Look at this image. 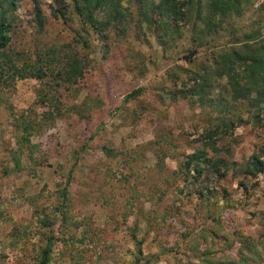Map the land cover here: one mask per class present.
Listing matches in <instances>:
<instances>
[{"label": "rangeland", "instance_id": "rangeland-1", "mask_svg": "<svg viewBox=\"0 0 264 264\" xmlns=\"http://www.w3.org/2000/svg\"><path fill=\"white\" fill-rule=\"evenodd\" d=\"M62 1L71 5L70 0ZM35 2L44 19L41 31L35 25ZM121 5L132 13L131 20L127 18L124 26L110 28L102 38L91 30L83 33L70 7L66 16L57 12L60 0H18L7 47L18 67L23 60L33 61L41 56L55 69L61 52H68L69 48L82 51L87 67L85 75L72 87L48 86L50 79L39 83L34 79L15 78L8 85L0 83V210L11 221L0 223V248L13 226L20 228L35 212L45 215L59 204L56 192L63 187L70 167L73 171L71 197L67 201L69 216L86 219L90 228L103 232L104 238L108 237L107 232L111 235L109 217L117 221L125 237L129 233L126 226L135 225L141 230L149 253L155 254L161 247L171 251L160 256L167 264L195 263L196 256L184 248L194 235L193 225H214L204 221L205 210L194 192L199 188L212 197L208 203L210 216L218 220L219 234L227 241H235L240 235L259 242L260 222L264 219V173L247 178L239 174L238 168L250 155L263 149L264 124L249 120L234 127L231 135L221 137L216 145L219 150L216 157L236 164L221 180L216 181L205 171L194 185L184 182L179 177L178 164L200 149L199 140L204 131L216 126L218 113L211 105L217 96L228 98L225 81L217 78L209 94L201 98L184 95L192 86L185 78L187 74L179 76L173 85L165 70L172 65H186L182 57L188 55L185 51L190 47L189 30L175 41V46L161 45L155 34L137 23L133 3L122 0ZM76 34L87 41L85 49L81 43L71 42ZM223 37L217 44L227 39ZM48 50L58 56L46 59ZM194 56L193 64L197 66L210 59V52L200 48ZM136 89L141 90L138 97L122 101ZM42 91L56 97L57 103L37 104ZM244 105L236 109L242 120L249 117ZM19 115L26 120L35 119L39 124L30 141L39 149L35 158L44 159L45 165L37 167L34 173L29 170L25 155L21 159L23 170L16 174L10 172L13 166L7 149L15 147L12 119ZM43 115L50 116L51 121L42 119ZM103 147L111 149L116 156L103 154ZM261 159L264 163V158ZM5 166L9 172L4 175ZM130 172L137 173V181L129 176ZM240 180L245 182L247 194L238 184ZM160 192L164 195L158 202L156 197ZM147 216L153 217L148 226ZM52 231L60 245L67 230L58 218ZM220 242L216 241V245L221 246ZM203 247L200 244L198 251ZM237 247L234 242L231 248L218 250L217 255H223L226 260L235 259ZM257 249L261 251L259 246ZM64 253L56 264H72L68 252ZM15 255L9 252V261ZM19 256L21 264L30 262L25 249ZM256 264H264V251L260 252Z\"/></svg>", "mask_w": 264, "mask_h": 264}, {"label": "trees", "instance_id": "trees-1", "mask_svg": "<svg viewBox=\"0 0 264 264\" xmlns=\"http://www.w3.org/2000/svg\"><path fill=\"white\" fill-rule=\"evenodd\" d=\"M121 1L70 0L71 5H69L60 0L61 6L57 12L66 16L67 8L70 7L71 13L79 19L83 33L91 30L105 38L110 28L116 25L124 26L127 22L125 19L132 18V13L128 8H123ZM127 1H131L136 7L137 23L143 24L147 30L155 34V39L161 45L175 46V41L183 37L185 30H189L190 47L185 51L188 55L182 57L186 65H172L165 70L166 77L173 85H176L179 76L187 74L185 78L192 82V86L184 91V95L190 97L198 95L201 98L209 94L217 78L224 79V91L228 98L217 96L212 100L211 105L218 113L216 126L204 131L199 140L202 147L187 155L177 167L180 171L179 177L191 186L205 171L213 175L216 181L221 180L230 167H236L235 163H228L216 157L219 153L216 145L221 137L231 135L234 127L248 123L249 120L257 125L264 124V0ZM16 8H18V0H0V83L8 85L16 78L34 79L39 83H45L46 79H50L48 86L51 84L56 87L58 84L64 87L77 84L85 75L87 67V61L81 50L69 48L68 52L62 51V55L59 54L62 57H59L55 69L50 67V62L43 61L41 56H37L33 61L23 60L20 67L15 64L7 47L11 39L12 26L15 24ZM33 9L36 29L41 31L44 19L36 2ZM247 13L249 16L246 15ZM245 20H247L246 24H244ZM223 36L227 39L217 44ZM71 42L81 43L83 49L87 47V41L80 34H76V38H71ZM200 48L210 52V59L196 66L193 64V59ZM46 55L48 59L54 58L57 54L48 50ZM208 60H211L210 64H206ZM45 91L37 97L36 103L41 105L57 103V98L53 95L47 96ZM140 93V89L133 90L125 95L122 101L135 99ZM242 103H245L244 106L249 113L248 119L245 120L240 119L236 110ZM43 118L51 119L50 116L44 115ZM12 128L11 136L15 147L7 149L9 162L13 166L10 172L16 174L23 170L21 159L25 155L27 163L30 164L29 170L34 173L37 167L45 165L44 159L35 158L39 149L30 141L39 129V124L35 119L26 120L25 116L19 115L16 119H12ZM262 148L257 154L250 155L245 164L238 168L240 175L256 178L257 175L264 173V163L261 161V158H264V147ZM102 152L111 158L116 156L107 147H103ZM208 154H211V157ZM2 169L4 175L9 172L6 166ZM72 171L73 167H70L65 175L63 187L57 189L56 193L60 201L56 207L49 209L45 215L35 212L33 218L20 228L12 227L0 248V264H21L19 254L22 255L24 249L30 260L28 264H56L58 258L65 254L64 251L68 252L72 264H167L160 259V256L171 251L161 247L155 254L149 253L144 247L145 238L135 225L126 226L129 233L125 237L117 221L109 217L107 221L112 236L107 232L108 237L104 238L103 232L97 228H90L86 219H79L77 215L69 216L67 201L71 197L69 187L72 184ZM173 174L178 175V172ZM129 176L139 178L136 172H130ZM123 180H126V177H123ZM238 184L247 194L245 182L240 180ZM203 190L199 188L194 192L199 198V204L205 210L204 221H211L214 225L212 227L197 225L198 223L193 225L194 235L184 248L195 255L197 261L175 264H256L260 252L264 251V219L260 222L262 232L259 242L254 243L248 237L240 235L235 237V241H227L217 230L220 227L218 220L210 216L208 203L212 197L205 195ZM154 192L157 193L156 190ZM163 195V192L157 194L158 202ZM57 218L67 230L60 245L57 244L59 239L52 233ZM8 220L10 219L6 212L0 210V223L11 222ZM152 221L153 217L147 216V226ZM216 241H221V246H217ZM234 242L238 244L235 259L226 260L223 255H217L218 250L222 252L224 248L229 249ZM200 244L204 247L198 251ZM258 246L261 251L257 249ZM9 252L16 254L10 261Z\"/></svg>", "mask_w": 264, "mask_h": 264}]
</instances>
